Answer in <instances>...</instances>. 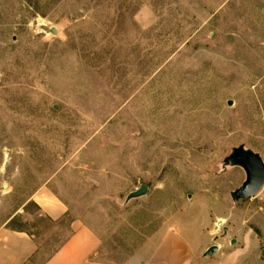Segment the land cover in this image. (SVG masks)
I'll return each instance as SVG.
<instances>
[{
  "label": "rangeland",
  "instance_id": "1",
  "mask_svg": "<svg viewBox=\"0 0 264 264\" xmlns=\"http://www.w3.org/2000/svg\"><path fill=\"white\" fill-rule=\"evenodd\" d=\"M240 149L264 163V0H0V229L37 262L82 222L109 262L161 230L182 264H264Z\"/></svg>",
  "mask_w": 264,
  "mask_h": 264
},
{
  "label": "crops",
  "instance_id": "2",
  "mask_svg": "<svg viewBox=\"0 0 264 264\" xmlns=\"http://www.w3.org/2000/svg\"><path fill=\"white\" fill-rule=\"evenodd\" d=\"M43 211L59 219L66 208L57 201L43 200ZM159 230L132 260L122 264H182L180 240L173 234L159 238ZM102 240L92 227L77 222L71 235L46 260L37 262L40 253L38 237L27 231L0 229V264H119L100 257Z\"/></svg>",
  "mask_w": 264,
  "mask_h": 264
},
{
  "label": "water",
  "instance_id": "3",
  "mask_svg": "<svg viewBox=\"0 0 264 264\" xmlns=\"http://www.w3.org/2000/svg\"><path fill=\"white\" fill-rule=\"evenodd\" d=\"M237 161L243 165L248 172V181L241 189L235 192L236 198H250L257 195L264 186V163L261 158L253 152H248L243 149L237 150L234 156ZM147 186H142L140 190L133 193L131 197H139L146 194ZM220 221L218 226H222ZM235 243V240L233 241ZM218 245H213L206 253V256H212L218 252Z\"/></svg>",
  "mask_w": 264,
  "mask_h": 264
}]
</instances>
